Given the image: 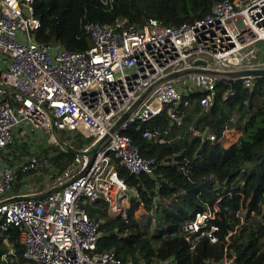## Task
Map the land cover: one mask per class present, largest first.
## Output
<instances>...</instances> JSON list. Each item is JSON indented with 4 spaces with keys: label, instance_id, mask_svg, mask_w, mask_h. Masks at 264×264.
I'll return each instance as SVG.
<instances>
[{
    "label": "built area",
    "instance_id": "obj_1",
    "mask_svg": "<svg viewBox=\"0 0 264 264\" xmlns=\"http://www.w3.org/2000/svg\"><path fill=\"white\" fill-rule=\"evenodd\" d=\"M100 1L109 7L113 2ZM33 2L0 0V230L17 229L23 246L20 264H178L175 256L149 263L122 260L112 248L99 250V225L89 217L86 203L100 201L110 217L126 219L134 191L119 177L113 160L135 175L152 174L157 164L141 154L126 129L163 110L180 122L176 108L186 105L183 97L195 89L202 92L200 105L209 108L218 81L237 79H222L208 70L264 68V60L257 59L264 52V0H216L205 16L178 25L157 18L141 25L125 18L90 22L84 26L90 36L85 50L38 42L34 32L41 21ZM261 42L263 47L254 51L252 46ZM171 73L177 76L146 93ZM238 79L249 86L253 77ZM59 129L82 143L79 148L69 141L59 144L72 158L57 182L45 190L14 192L16 171L48 169L51 163L38 151L18 155L13 142H26L39 132L54 139ZM194 134L215 139L207 130ZM141 136L163 142L149 129ZM15 196L20 199L13 200ZM205 209L183 225L190 249L199 236L217 240L216 227L205 228L217 208ZM3 242L8 248L0 259L10 264L14 247L6 238ZM208 264L235 261L224 255Z\"/></svg>",
    "mask_w": 264,
    "mask_h": 264
},
{
    "label": "trees",
    "instance_id": "obj_2",
    "mask_svg": "<svg viewBox=\"0 0 264 264\" xmlns=\"http://www.w3.org/2000/svg\"><path fill=\"white\" fill-rule=\"evenodd\" d=\"M214 1L113 0L109 7L100 0H34L33 13L41 21L34 37L40 43L85 50L90 36L84 26L90 22L125 18L141 25L148 18H157L178 25L205 16ZM201 94L195 89L183 97L187 104L176 108L180 122L163 110L150 121L134 122L126 129L141 154L155 158L157 164L152 174L135 175L113 160L119 177L134 192L130 193L126 219L108 216L100 201L86 207L102 234L99 250L112 248L122 260L143 258L149 263L175 256L178 264H208L227 255L235 257V264H264V77L253 78L249 86L242 79L219 80L209 108L200 105ZM143 129L158 132L163 142L143 138ZM227 129L239 130L240 135L224 147L219 139ZM203 130L215 139L194 134ZM81 143L77 141L76 147ZM26 144L20 145L22 152ZM41 155L53 166L52 177L61 174L72 158L71 151L60 148L52 155ZM31 171H16L14 192ZM140 204L147 210L155 207L158 226L153 231L143 228L134 215ZM206 205L217 208L215 217L205 225L207 229L216 227L217 240L211 242L202 235L190 249L183 225ZM3 238L14 247L10 264H20L23 246L17 229L0 230V256L8 248Z\"/></svg>",
    "mask_w": 264,
    "mask_h": 264
},
{
    "label": "rangeland",
    "instance_id": "obj_3",
    "mask_svg": "<svg viewBox=\"0 0 264 264\" xmlns=\"http://www.w3.org/2000/svg\"><path fill=\"white\" fill-rule=\"evenodd\" d=\"M259 45H260V47H263V43L261 42V43L254 44L252 46V49L254 51L258 50ZM257 59H258V61H263L264 60V52L260 51ZM239 133H240V131H234L233 129H231V132H229L228 134L237 135ZM54 136H55V138L53 139V137H51L50 133H48V132H41L40 133L39 132L37 136L33 135L34 138L31 136H28L26 138V142H27L26 147L27 148L25 149L23 146V150L25 152H22V149H20V145H23V141L19 142L18 144L16 142H13V147H11V148H14V150L16 151V153H18V155L23 156L26 153H31V152H35V151L41 152L42 154L52 155V154L56 153V151L59 149V144H61L62 141L63 142L69 141V142L73 143L75 147L77 146V143L73 141L75 139H72L71 136L64 129H59L56 132H54ZM236 139H237V137L235 138V140ZM56 140L59 142L58 144H55ZM232 141H233V139L228 140V141L224 142V145L228 146ZM14 159L17 160L18 159L17 156H15V158H12L11 160H14ZM52 171H54L53 166H52V168L51 167H49L48 169L43 168V169H40L37 171H31V172L27 173L21 179V182L23 185V187H21L22 190L25 191L28 188H31L33 190L48 189L52 182H57V178L51 176ZM29 186H31V187H29ZM128 200H129V206H130V196H129ZM90 204H93V202L87 201L86 207H89ZM203 210H206V209L204 208ZM106 211H107V209H106ZM107 215L109 216L108 212H107ZM134 215L137 218V220L140 222V225L143 228L148 227L149 231H153L158 226V218H157V215L155 212V207H152L151 209L147 210L143 207L142 204H140L138 209L135 210ZM263 243H264V239H263ZM263 249H264V245H263ZM232 257L235 260V257L234 256H232Z\"/></svg>",
    "mask_w": 264,
    "mask_h": 264
},
{
    "label": "water",
    "instance_id": "obj_4",
    "mask_svg": "<svg viewBox=\"0 0 264 264\" xmlns=\"http://www.w3.org/2000/svg\"><path fill=\"white\" fill-rule=\"evenodd\" d=\"M196 63H200V62L197 61ZM208 72L215 75L216 77H219L222 79H238V78L245 77V76L253 77V78L264 77V68L243 69V70H235V71L208 70ZM176 76H177V73H171V74H168V75L158 79L156 82H154L152 85H150L147 88L146 93L151 91L153 89V87L155 85L159 84L161 81L168 80V79L174 78ZM122 120H123V118H121L119 120V122ZM12 199L18 200V199H20V196H15Z\"/></svg>",
    "mask_w": 264,
    "mask_h": 264
},
{
    "label": "crops",
    "instance_id": "obj_5",
    "mask_svg": "<svg viewBox=\"0 0 264 264\" xmlns=\"http://www.w3.org/2000/svg\"><path fill=\"white\" fill-rule=\"evenodd\" d=\"M234 131H239V130H235V129H233ZM229 132H231V129H227V130H225L224 131V133H223V135H222V137L219 139V142L221 143V145H223L224 147H228L230 144H232L233 142H235L236 140H235V138L237 137H239V135H240V133L239 134H237V135H233V134H228ZM229 135V136H228ZM233 139V141L228 145V146H226V145H224V142H226V141H228V140H232ZM53 183V182H52ZM21 187H23V185L21 186ZM20 187V188H21ZM29 187H31V186H29ZM27 190H33V189H31V188H28Z\"/></svg>",
    "mask_w": 264,
    "mask_h": 264
}]
</instances>
